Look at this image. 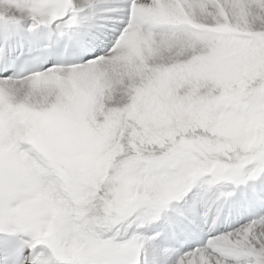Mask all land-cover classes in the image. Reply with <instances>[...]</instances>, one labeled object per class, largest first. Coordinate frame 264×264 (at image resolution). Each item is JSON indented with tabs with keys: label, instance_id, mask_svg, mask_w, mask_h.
<instances>
[{
	"label": "snow or ice",
	"instance_id": "snow-or-ice-1",
	"mask_svg": "<svg viewBox=\"0 0 264 264\" xmlns=\"http://www.w3.org/2000/svg\"><path fill=\"white\" fill-rule=\"evenodd\" d=\"M0 264H264V0H0Z\"/></svg>",
	"mask_w": 264,
	"mask_h": 264
}]
</instances>
